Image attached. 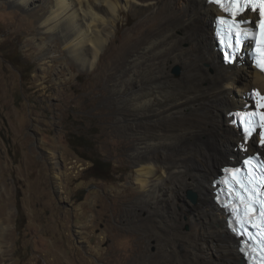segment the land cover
<instances>
[{
	"label": "bare ground",
	"instance_id": "obj_1",
	"mask_svg": "<svg viewBox=\"0 0 264 264\" xmlns=\"http://www.w3.org/2000/svg\"><path fill=\"white\" fill-rule=\"evenodd\" d=\"M7 3L35 23L37 36L28 42L41 54L42 70L55 53L42 41L44 34L59 40L79 71L111 54L107 71L115 129L132 140L130 181L136 196L126 217L148 248L132 264H242L226 216L213 202L211 183L241 140L226 114L242 109L241 96L249 88L264 94V77L248 64L238 69L222 64L212 43L211 24L220 15L215 8L204 0ZM123 12L135 21L128 24ZM122 16L128 25L117 35ZM60 177L56 171L52 178ZM188 193L195 194L194 202ZM3 223L0 219V264H7Z\"/></svg>",
	"mask_w": 264,
	"mask_h": 264
},
{
	"label": "rangeland",
	"instance_id": "obj_2",
	"mask_svg": "<svg viewBox=\"0 0 264 264\" xmlns=\"http://www.w3.org/2000/svg\"><path fill=\"white\" fill-rule=\"evenodd\" d=\"M123 14L128 24L135 21ZM128 24L122 16L116 34ZM34 36L37 29L28 13L0 0V219L7 227L2 261L132 264L148 248L126 217L136 196L130 181L132 140L115 129L107 71L111 54H101L92 69L79 71L61 52L59 40L44 34L42 41L55 53L42 70L41 54L28 42ZM68 135L86 137L89 152L111 165L110 178L91 176L90 162L72 150ZM236 145L230 158L236 160L228 158L227 164L238 161ZM56 171L60 180L52 178Z\"/></svg>",
	"mask_w": 264,
	"mask_h": 264
},
{
	"label": "snow or ice",
	"instance_id": "obj_3",
	"mask_svg": "<svg viewBox=\"0 0 264 264\" xmlns=\"http://www.w3.org/2000/svg\"><path fill=\"white\" fill-rule=\"evenodd\" d=\"M210 2L216 5L221 12L228 14L231 17V20L225 19L223 16L218 17L220 25L226 30L229 40H221L222 46L225 48L227 55L225 56L226 62H228L233 54L234 49H238L240 46L241 38L247 37V33L242 25L245 21L242 19V12L245 8L251 7L252 11H256L255 5L260 6V23L258 27L260 28V60L256 63V67L259 71L264 73V0H210ZM220 32H217V35L220 36ZM235 37V39H232ZM259 107L264 109V95L259 97ZM252 116H255L256 113H252ZM237 121L241 123L244 133V139L247 140L251 131L254 128V123L248 114L244 115V119L241 120L240 116H237ZM261 128L264 129V111L260 113ZM247 127H243L244 125ZM260 146L264 147V130L260 133ZM248 161H245V164H248ZM239 172V170H235ZM247 187V185L245 186ZM255 195V190L250 189ZM246 209V211H245ZM232 211V225L239 231L242 238L248 237L249 241L253 239H258L260 243L259 248V261L260 264H264V193L261 194L260 198L257 200L253 199H244L240 205L233 207ZM255 217H258L259 223H253ZM252 227L256 229V232L249 234L247 229ZM242 252L248 256L249 264H253L252 258L256 255V251L253 250L252 245H249L247 252L242 248Z\"/></svg>",
	"mask_w": 264,
	"mask_h": 264
},
{
	"label": "trees",
	"instance_id": "obj_4",
	"mask_svg": "<svg viewBox=\"0 0 264 264\" xmlns=\"http://www.w3.org/2000/svg\"><path fill=\"white\" fill-rule=\"evenodd\" d=\"M12 65H15L14 62H10ZM28 74H31V70L27 71ZM67 141L72 150L76 151L78 155L90 162V167L88 168V171L91 173V176L98 179V180H106L110 178V170L111 165L107 163L106 161L99 160L97 157L93 156L89 150H92V147H90L87 144V139L83 135H68ZM16 199V208L18 211H20V194L19 192L16 193L15 196Z\"/></svg>",
	"mask_w": 264,
	"mask_h": 264
},
{
	"label": "water",
	"instance_id": "obj_5",
	"mask_svg": "<svg viewBox=\"0 0 264 264\" xmlns=\"http://www.w3.org/2000/svg\"><path fill=\"white\" fill-rule=\"evenodd\" d=\"M212 43L214 44V49L216 50L217 47H216V43L214 42V40L212 41ZM220 59H221V57H220ZM174 72H175L176 75L178 74V71H177V70H175ZM188 198H189L191 201L194 202L195 199H196V196H195V194H193V193H188ZM240 261H241L242 264H245V262H244L242 256L240 257Z\"/></svg>",
	"mask_w": 264,
	"mask_h": 264
},
{
	"label": "flooded vegetation",
	"instance_id": "obj_6",
	"mask_svg": "<svg viewBox=\"0 0 264 264\" xmlns=\"http://www.w3.org/2000/svg\"><path fill=\"white\" fill-rule=\"evenodd\" d=\"M253 149V148H252ZM262 155H264V153H262Z\"/></svg>",
	"mask_w": 264,
	"mask_h": 264
}]
</instances>
